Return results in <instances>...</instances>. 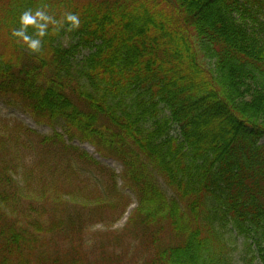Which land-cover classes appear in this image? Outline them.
I'll return each mask as SVG.
<instances>
[{
  "label": "trees",
  "instance_id": "16d2710c",
  "mask_svg": "<svg viewBox=\"0 0 264 264\" xmlns=\"http://www.w3.org/2000/svg\"><path fill=\"white\" fill-rule=\"evenodd\" d=\"M0 100V264H264V0H0Z\"/></svg>",
  "mask_w": 264,
  "mask_h": 264
},
{
  "label": "rangeland",
  "instance_id": "374dc122",
  "mask_svg": "<svg viewBox=\"0 0 264 264\" xmlns=\"http://www.w3.org/2000/svg\"><path fill=\"white\" fill-rule=\"evenodd\" d=\"M70 42V38L68 36L64 37L62 40V43L66 46ZM86 53V52H84ZM0 112L4 115L6 118L10 119H19L21 122H23L25 125H29L34 130L44 133V135H50L54 132V128H51L47 124L39 123L37 122L33 117H31L30 114L26 113L22 108H20L18 105L11 104L7 100H0ZM167 113H163L164 116ZM57 130H61V126H57ZM73 145H76L80 147L83 150H86L90 155H92L94 158L99 160L103 165H106L110 167L111 169H114L117 173H121L123 166L116 161L115 159L111 157H103L101 156L98 151L92 146L91 144L87 142H82L78 139L72 142ZM123 184V183H122ZM120 184V185H122ZM124 191H131L129 189H125ZM133 198V205L128 208L127 213L123 216V218L117 223V227H122L129 217H131L132 213L135 211V208L137 207L136 203L137 200L134 196ZM233 246H234V264H244L247 263V260L245 261L244 256L246 255L247 251L243 246L242 239L235 240L233 237ZM243 254V255H242ZM253 264H259V259H255L253 261Z\"/></svg>",
  "mask_w": 264,
  "mask_h": 264
},
{
  "label": "clouds",
  "instance_id": "9594fccd",
  "mask_svg": "<svg viewBox=\"0 0 264 264\" xmlns=\"http://www.w3.org/2000/svg\"><path fill=\"white\" fill-rule=\"evenodd\" d=\"M25 21H26L27 23H32V21L29 20L27 17H25ZM33 48H35V45H33Z\"/></svg>",
  "mask_w": 264,
  "mask_h": 264
}]
</instances>
